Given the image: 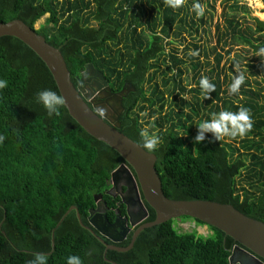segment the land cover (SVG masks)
<instances>
[{
  "label": "trees",
  "instance_id": "16d2710c",
  "mask_svg": "<svg viewBox=\"0 0 264 264\" xmlns=\"http://www.w3.org/2000/svg\"><path fill=\"white\" fill-rule=\"evenodd\" d=\"M215 1L183 0L173 9L165 0H0V22L20 19L33 28L46 15L35 31L61 52L74 85L91 65L112 91L125 83L133 87L122 100L118 130L139 146L141 131L159 137L153 154L167 198L230 204L264 222V73L260 80L244 78L239 86L243 96L233 98L225 71L238 64L255 69L251 76L258 68L264 70V57L257 56L264 46V21L236 3L226 4L214 25L212 67L187 47L182 55L173 48L174 39L187 35L194 40L205 31ZM260 2L264 13V0ZM193 3L203 8L201 16L195 15ZM192 45L208 58L207 48ZM257 60L262 62L255 64ZM202 63L210 67L209 82L215 86L207 97L200 75L198 88L187 90L182 79L187 64L199 70ZM0 79L7 81L0 89V264H27L34 253L46 254L47 264H65L69 255L79 256L82 264H229L237 244L232 238L209 226L212 233L207 236L178 232L173 220L141 231L126 252L104 253V246L80 226L76 211L87 225L94 196L115 207L118 199L106 191L123 159L86 133L64 106L59 116H49L36 102L40 90L59 91L43 61L15 37H0ZM186 91L193 93L192 103L183 99ZM242 108L251 120L243 136L217 141L206 133L203 142L194 143L196 126L204 119L237 114ZM144 112L145 124L140 121ZM225 139L240 144L235 148ZM70 206L76 210L61 220ZM146 208L144 222H150L155 213ZM131 234L116 246H127Z\"/></svg>",
  "mask_w": 264,
  "mask_h": 264
},
{
  "label": "water",
  "instance_id": "95a60500",
  "mask_svg": "<svg viewBox=\"0 0 264 264\" xmlns=\"http://www.w3.org/2000/svg\"><path fill=\"white\" fill-rule=\"evenodd\" d=\"M3 36H11L20 40L43 61L53 77L59 94L64 98V107L68 114L86 133L108 145L123 159L124 163L111 173V183L114 184L118 173L124 172L136 189L138 186L142 200L155 213L154 220L143 222L133 230L127 246L119 247L114 244L121 241L114 236V233H119L116 229V220L112 224L105 223L103 217L97 214L89 220V226H87L81 222L76 211L80 226L88 230L104 246V253L108 250L126 252L133 247L137 236L144 229L168 220L188 217L202 222L205 226L222 231L237 243L230 252L229 264H264V222L242 214L230 204L207 200H173L164 195L161 180L155 169L156 156L153 153H146L137 143L118 130L120 128L119 117L123 111L122 99L128 92L134 91L131 85L125 83L118 92H111L103 74L89 65L85 70L95 74L100 80L96 85L97 94L95 96L103 100L98 103L92 102V106H89V98L94 94H85L80 85L76 87L73 84L61 52L47 43L42 35L36 33L35 29L20 19H13L0 22V37ZM139 193L137 197L140 201ZM98 196H94L95 202ZM71 210H76V208L70 206L61 220ZM61 220L55 227L60 224ZM135 225L136 223H130L131 228ZM54 230L55 228L52 230V248H54ZM126 234L123 232L124 236ZM102 237L112 243H107ZM105 260L108 261L106 258ZM111 263L116 264L112 261Z\"/></svg>",
  "mask_w": 264,
  "mask_h": 264
},
{
  "label": "clouds",
  "instance_id": "9594fccd",
  "mask_svg": "<svg viewBox=\"0 0 264 264\" xmlns=\"http://www.w3.org/2000/svg\"><path fill=\"white\" fill-rule=\"evenodd\" d=\"M183 0H165V4L173 9L179 8ZM193 11L197 17L203 14V8L199 3H193ZM195 55V53H193ZM258 57H264V46L259 47L257 51ZM264 67V64L261 65ZM244 77L238 76L229 87L231 93L239 91L240 84L243 83ZM200 88L205 97L215 90V86L211 84L207 78H201L199 81ZM7 86V81L0 79V89ZM35 100L40 104L49 116H59V109L64 106V98L50 89H43L36 93ZM251 128V120L247 109H241L237 114L220 113L212 121H204L196 126V134L192 138L194 143L200 144L205 140V133H211L215 140L219 141L224 136L235 137L243 136L247 130ZM140 147L146 153H153L160 144L159 137L155 133H149L147 130L140 132ZM3 136H0V141ZM48 257L44 253H34L27 264H47ZM65 264H82L79 256L69 255L65 258Z\"/></svg>",
  "mask_w": 264,
  "mask_h": 264
},
{
  "label": "rangeland",
  "instance_id": "374dc122",
  "mask_svg": "<svg viewBox=\"0 0 264 264\" xmlns=\"http://www.w3.org/2000/svg\"><path fill=\"white\" fill-rule=\"evenodd\" d=\"M233 3H236L237 5H239L241 7L240 8L241 10L246 11L250 15H253V16L257 17L258 19L264 21V13L262 12L263 6H262V3L260 2V0H228V1L227 0H216L215 4H214L215 12L213 14V17L206 25L203 26V29L205 31H199L198 33H196L194 40L192 39V37H188L187 35L183 39H174L173 48L178 49V54L182 55L184 47H187V50H188L187 52H191V54H193L196 52V50L193 49L194 47L192 44L193 43L199 44L200 46H202V47L204 46L205 48H207V51L209 52L208 58H206L201 53H199L200 54L199 55L197 52L195 53L194 56L198 55V59L200 60V62H204L205 60H208L210 63V67H212L214 65V52H212L210 48H211V46L215 45L214 25L217 22H220V20H221L220 14H221L222 9L225 8L226 4L231 5ZM226 9H227V7H226ZM45 18H46V15H44L42 18H40L33 25V29L37 30L44 23ZM223 61L220 62V66L222 65ZM258 62H262V61L257 60V61H255V64H257ZM210 67L204 66L202 63V65H200L199 70H193L191 65L187 64L185 66L186 69L183 70V75H182L183 84L186 85V89L188 90L189 88H198L199 87V85L196 83L198 75H200L201 78H207L209 81L210 75H209V73H207V70L210 69ZM258 70L259 71L257 73H255V75L251 76L250 73L255 72V69H253V68L249 69V67H246L245 65L238 64L237 66L232 68V71H229V70H225V71H226V74L228 75V77L230 78V80L233 82V80L235 78H237L238 76H241V75L244 78H251L252 80L253 79L260 80V78L263 77L264 70L261 71L259 68H258ZM157 81L159 84H161L160 78H158ZM243 90H245V89H243ZM240 92H241V88L239 89V91L237 93H230L231 94L230 96L233 98L234 97L235 98H241L243 95H240ZM182 95H183L184 100L190 101L192 103L193 93L186 91ZM169 100H170V98H169ZM184 110H186V108H184ZM199 114H201V112H199ZM145 115H146V113L144 112V115L142 114V117L140 116V121L143 124H145V122L147 121V119L145 118L146 117ZM214 118L215 117L210 115L209 121H212ZM204 121H206V120L204 119ZM225 137H228V136H224L222 138H225ZM236 140L237 141L232 142V141H230V139L229 140L225 139L224 142L231 144L235 148H238L240 143L238 142V139H236ZM230 158H231V156H230ZM173 224H176L175 227L177 228L178 232L195 231L196 233H198V235H203V236H207V235L212 233L210 231V229L208 228V226L198 225L193 220L183 221L181 219H174Z\"/></svg>",
  "mask_w": 264,
  "mask_h": 264
},
{
  "label": "flooded vegetation",
  "instance_id": "af4514ba",
  "mask_svg": "<svg viewBox=\"0 0 264 264\" xmlns=\"http://www.w3.org/2000/svg\"><path fill=\"white\" fill-rule=\"evenodd\" d=\"M81 78L82 80L80 81ZM99 82L100 80L95 74L86 70L81 72L80 76L76 78V87L80 85L81 90H83L85 94H94L89 98L90 101H88V103H90V106H92V102L98 103L103 101L102 99H99L95 96L97 94L96 85H98ZM111 92L116 93L118 91L111 90ZM114 181V184H110V187L107 189L106 193H108V195H110L113 199H118V201L115 202V207H109L105 200H103L102 196L99 195L95 202L94 208L89 209L86 221L87 226H89V220L97 214L103 217L105 223L112 224L116 220V229L119 233H114V236L121 240L120 242L114 243L117 245L118 243L123 242L138 225L144 222L148 216V210L146 208V203L140 196L138 186L136 189L134 184L131 182V180H129L124 172L118 173L115 176ZM138 193L140 201L137 197ZM121 207L123 208V212L120 211ZM110 212H112V214H110L112 215L111 220H109L107 215ZM130 223H136V225L131 228ZM123 232L127 233L126 236L123 235ZM102 238L105 241H108L109 244L112 243L108 239L104 237Z\"/></svg>",
  "mask_w": 264,
  "mask_h": 264
}]
</instances>
